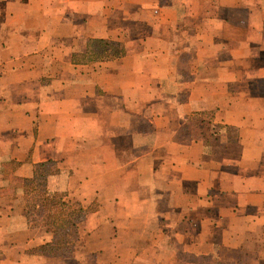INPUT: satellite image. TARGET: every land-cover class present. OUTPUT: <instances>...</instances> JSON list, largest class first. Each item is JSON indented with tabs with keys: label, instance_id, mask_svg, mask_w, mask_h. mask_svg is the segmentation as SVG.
I'll return each mask as SVG.
<instances>
[{
	"label": "crops",
	"instance_id": "obj_1",
	"mask_svg": "<svg viewBox=\"0 0 264 264\" xmlns=\"http://www.w3.org/2000/svg\"><path fill=\"white\" fill-rule=\"evenodd\" d=\"M31 179L117 226L102 256L264 264V0H0L9 253L51 239Z\"/></svg>",
	"mask_w": 264,
	"mask_h": 264
},
{
	"label": "trees",
	"instance_id": "obj_2",
	"mask_svg": "<svg viewBox=\"0 0 264 264\" xmlns=\"http://www.w3.org/2000/svg\"><path fill=\"white\" fill-rule=\"evenodd\" d=\"M117 48V47H116ZM122 48L119 47L117 52ZM116 52V53H117ZM34 179L27 182L26 197L28 210L31 212L39 210L41 226L51 232V239L42 250V255L51 257H70L82 246L79 235V227L86 215L94 209L85 208L75 198L64 196L46 195L34 188ZM40 203V204H39ZM202 264H232L230 262L211 257H201Z\"/></svg>",
	"mask_w": 264,
	"mask_h": 264
},
{
	"label": "rangeland",
	"instance_id": "obj_3",
	"mask_svg": "<svg viewBox=\"0 0 264 264\" xmlns=\"http://www.w3.org/2000/svg\"><path fill=\"white\" fill-rule=\"evenodd\" d=\"M38 179L39 180H37L36 183L37 188L42 190L45 185L46 178L45 176H42ZM27 212L32 214L37 213V211H33V213L29 210H27ZM116 232L117 226L109 223L96 225L95 227H89L87 224H81L79 227V235L83 245L79 246L78 250H76L72 256L51 257L42 255L44 257L38 258L37 256L39 255L37 253L40 252V249L42 253L44 247L43 245L41 248V245L43 244H41V242L45 241L48 232L45 233V230L36 229L34 234L42 237L39 241L40 243L38 241L34 242L33 245L23 254H21V251L9 253L7 250L0 248V264H115L116 259L120 261L119 264H127L130 259L127 255V250H129L127 248L123 249V256H114L109 253H107L106 256L100 255L102 249L111 250L116 248L117 245L120 247V243L113 241V237L116 235ZM0 244L3 245V241ZM179 256L182 260L201 264L200 260L202 259L189 257L187 255L185 256L181 252ZM204 263L205 262L202 264Z\"/></svg>",
	"mask_w": 264,
	"mask_h": 264
}]
</instances>
